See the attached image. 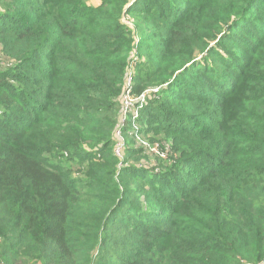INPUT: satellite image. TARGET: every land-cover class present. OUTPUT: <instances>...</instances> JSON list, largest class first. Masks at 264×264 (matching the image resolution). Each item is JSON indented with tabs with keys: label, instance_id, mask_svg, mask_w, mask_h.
I'll list each match as a JSON object with an SVG mask.
<instances>
[{
	"label": "trees",
	"instance_id": "trees-1",
	"mask_svg": "<svg viewBox=\"0 0 264 264\" xmlns=\"http://www.w3.org/2000/svg\"><path fill=\"white\" fill-rule=\"evenodd\" d=\"M1 1L0 264H264V0Z\"/></svg>",
	"mask_w": 264,
	"mask_h": 264
},
{
	"label": "built area",
	"instance_id": "built-area-1",
	"mask_svg": "<svg viewBox=\"0 0 264 264\" xmlns=\"http://www.w3.org/2000/svg\"><path fill=\"white\" fill-rule=\"evenodd\" d=\"M135 72H136V68L133 65L129 69L128 76L125 80L124 90L121 95L120 118L116 131L117 143L115 148V154L121 160H123L124 157V147H125V141H124V136L122 135V129L131 115H133L135 118L139 116V111L145 105L147 98L146 92L140 96L134 95ZM133 126L134 129L138 130V125L134 120H133ZM137 142L143 148L145 147L147 151H149L148 149H150L151 151L155 152L156 155L165 158L166 154L162 151H159L158 149L159 146H155V145L150 146L149 144L146 143L144 139L139 138L138 136H137Z\"/></svg>",
	"mask_w": 264,
	"mask_h": 264
},
{
	"label": "rangeland",
	"instance_id": "rangeland-1",
	"mask_svg": "<svg viewBox=\"0 0 264 264\" xmlns=\"http://www.w3.org/2000/svg\"><path fill=\"white\" fill-rule=\"evenodd\" d=\"M93 2H96V1L93 0ZM7 4H8V1H1L0 0V12L6 11ZM7 63H9V60L7 59V57H5L4 53L1 52V54H0V66L2 67L3 64L6 65ZM238 66H239L240 69L243 68V65L241 63H239ZM159 88L160 87H153V88L147 89L149 91L145 90L148 93L146 95L147 96L146 100H148L151 97H154V94L159 93L160 92V89ZM138 129H140V125L138 126ZM137 136L139 138L144 139L146 141V143L149 144L150 146H153V145L159 146L157 143L151 144V142H160V140H162L163 142H165V141L167 142V139L164 137V135H157V134H155L153 132H150V133H147V134H138ZM137 136H136V138H137ZM171 142H173V141H170V143ZM158 149L160 151V147H158ZM148 150H149V153H150V155H149L150 160H148L146 162V164L147 165L150 164L152 166L153 164H155V160H157V158H155L157 155L155 154V152L151 151L150 149H148ZM162 150L163 149H161V151Z\"/></svg>",
	"mask_w": 264,
	"mask_h": 264
},
{
	"label": "crops",
	"instance_id": "crops-1",
	"mask_svg": "<svg viewBox=\"0 0 264 264\" xmlns=\"http://www.w3.org/2000/svg\"><path fill=\"white\" fill-rule=\"evenodd\" d=\"M96 2H98V0H95Z\"/></svg>",
	"mask_w": 264,
	"mask_h": 264
}]
</instances>
